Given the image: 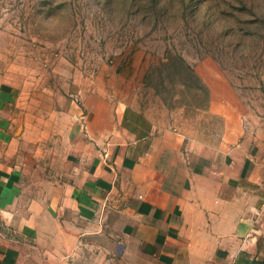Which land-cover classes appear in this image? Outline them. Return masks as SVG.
<instances>
[{
  "label": "crops",
  "instance_id": "obj_1",
  "mask_svg": "<svg viewBox=\"0 0 264 264\" xmlns=\"http://www.w3.org/2000/svg\"><path fill=\"white\" fill-rule=\"evenodd\" d=\"M2 1L0 264H264V109L210 91L187 127L67 56L13 61Z\"/></svg>",
  "mask_w": 264,
  "mask_h": 264
},
{
  "label": "rangeland",
  "instance_id": "obj_2",
  "mask_svg": "<svg viewBox=\"0 0 264 264\" xmlns=\"http://www.w3.org/2000/svg\"><path fill=\"white\" fill-rule=\"evenodd\" d=\"M2 2L13 61L67 56L92 86L104 83L137 103L184 107L187 127L213 119L195 109L210 91L264 109V0Z\"/></svg>",
  "mask_w": 264,
  "mask_h": 264
}]
</instances>
